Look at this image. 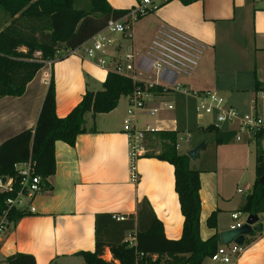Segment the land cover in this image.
<instances>
[{
  "label": "crops",
  "instance_id": "1",
  "mask_svg": "<svg viewBox=\"0 0 264 264\" xmlns=\"http://www.w3.org/2000/svg\"><path fill=\"white\" fill-rule=\"evenodd\" d=\"M107 1L116 9L127 10L138 2ZM163 24L176 27L207 45L194 74L181 79L187 90L214 91L242 113L264 117V0H197L190 4L172 0L164 3L132 21L126 33L106 32L113 41L106 49L110 67L131 50L145 52ZM91 44L89 39L74 54L69 50L60 51L62 54L51 64L46 63L28 84L23 96L2 98L0 145L23 130L35 129L52 76L59 117H66L87 91L104 88L110 69L85 56L84 48ZM221 44L225 48L252 44L256 63L246 57L233 61L225 49L220 62L218 49ZM183 94L154 92L148 99V107L172 102L176 109H160L153 115L147 110L138 112L136 125L146 130L145 155H152L138 160V182L131 180L129 138L124 132L129 96H122L116 109L109 113H88L86 126L95 130L79 135L74 146L57 141L56 173L46 179L44 192L36 198V212L12 221L9 230L0 238V264H9L8 258L17 253L34 255L37 264H84L82 253L96 248L97 214L137 216L145 198L163 222L166 236L180 239L184 216L175 187V167L155 157L170 143L166 132L177 133L180 154H188L204 142L197 159H191V167L201 172V236L207 240L217 234L220 245L223 244L221 233L231 228L233 213L242 210L253 189L257 178V151L260 146L264 152V138L241 131L238 123L229 122L211 123L215 128L210 131L201 127L200 133L193 137L186 118L191 114L189 107L193 103L196 112L197 100L191 94ZM182 131H189L186 138L190 144L185 152L180 141ZM207 133L218 136V151L213 156H207L209 141L204 136ZM220 147L226 149L221 155ZM253 151L255 160L252 162ZM206 158L210 164L204 166ZM249 167L252 173L248 175L245 170ZM234 172L239 176L236 185L228 178ZM245 177H248L246 187L250 190L247 195L239 187ZM214 211L218 212L217 228L207 224ZM259 217V225L264 226V212ZM253 233L246 236L245 251L237 264H264V230L260 234ZM127 235L135 243V235ZM104 258L113 259L109 248Z\"/></svg>",
  "mask_w": 264,
  "mask_h": 264
},
{
  "label": "trees",
  "instance_id": "2",
  "mask_svg": "<svg viewBox=\"0 0 264 264\" xmlns=\"http://www.w3.org/2000/svg\"><path fill=\"white\" fill-rule=\"evenodd\" d=\"M81 1V8L77 7ZM197 0H182L190 4ZM0 12L11 20L0 30V99L21 97L28 84L34 80L46 61L56 60L60 51L77 49L102 31L109 20L121 19L129 10L116 9L107 0H0ZM63 56H61L62 58ZM259 85V81H256ZM127 76L109 71L104 88L87 91L82 100L66 117L57 115L56 84L52 76L35 129H26L0 145V176L18 177L16 164L32 159L36 174L44 179L56 173V142L71 146L78 136L89 130L86 116L109 113L116 109L122 96H130L136 86ZM164 93L161 88L153 90ZM214 125L204 130L214 129ZM170 143L159 155L175 167V187L184 216L183 234L180 239L166 236L163 222L157 217L148 199L140 203L137 216L118 220L109 213L96 216V248L82 253L84 264H203L220 246L216 234L207 240L201 236V172L191 167V158L177 150V133L166 132ZM260 137V136H258ZM152 156V155H145ZM253 189L247 195L242 210L247 214L264 212V152L259 146L256 159ZM0 192V217L7 209L8 198L19 191ZM27 212L13 208L10 220L19 221ZM211 228L218 226V212L208 218ZM264 226L253 235L260 234ZM135 235V243L128 239ZM109 248L113 259L104 258ZM9 264H37L34 255L17 253L8 258Z\"/></svg>",
  "mask_w": 264,
  "mask_h": 264
},
{
  "label": "built area",
  "instance_id": "3",
  "mask_svg": "<svg viewBox=\"0 0 264 264\" xmlns=\"http://www.w3.org/2000/svg\"><path fill=\"white\" fill-rule=\"evenodd\" d=\"M170 1L172 0H138L137 4L124 17L109 20L106 27L91 38L92 44L84 48L87 58L95 60L99 65L109 68L110 71L130 77L135 84H138L129 96L130 106L124 124V132L129 138L130 170L133 182L139 180L137 162L146 154L144 147L146 130L138 128L136 125L138 112L147 110L149 114L153 115L160 109H175L174 104L166 102H162L156 107H148V99L154 94L153 90L158 88H161L164 93L191 94L197 100V114L201 116L216 115L220 123H238L241 131H250L264 138V117L256 113H242L237 108L229 106L226 99L214 91L190 92L186 88L183 89L184 85L181 79L194 74L206 52L207 45L176 27L169 24L161 25L145 52L131 50L117 61L114 67H110L106 49L113 41L106 32L124 34L131 29L132 21ZM77 51V49H73L70 50V53L74 54ZM57 57L58 55L56 59ZM53 61L55 60H48L46 63L51 64ZM34 165L35 162L29 159L27 162L16 164L18 177L0 176L1 192H13L16 183L20 188L15 197L8 198V207L0 217V238L9 230L12 223L10 220L11 209L17 208L27 213L36 212L34 202L38 195L44 192L46 179L36 174ZM243 216V211L234 212L232 215L234 223L230 229L242 227L249 217L242 219ZM114 218L125 220L126 217L114 215ZM244 251L245 244L240 245L234 241L229 244H221L212 255L211 260L219 264H237Z\"/></svg>",
  "mask_w": 264,
  "mask_h": 264
},
{
  "label": "rangeland",
  "instance_id": "4",
  "mask_svg": "<svg viewBox=\"0 0 264 264\" xmlns=\"http://www.w3.org/2000/svg\"><path fill=\"white\" fill-rule=\"evenodd\" d=\"M86 1V0H85ZM77 7L78 8H81V1L78 2L77 4ZM10 18L5 15L4 13L0 12V30H2L9 22H10ZM232 48H225L223 44H221L219 46V54H220V57H221V61L222 62V57H223V53H224V49L227 51L228 50V53L230 55V57H232L233 61H238L240 60L242 57H246V58H249V60L252 61L256 60L255 58V55H254V48H253V45L252 44H249L247 45V47H236V46H231ZM63 53V51H62ZM62 53H58L59 55H61ZM253 61V62H254ZM256 63V61H255ZM221 66V64H220ZM233 68V67H232ZM182 78V77H181ZM186 88L185 86H183V89ZM176 94H180V95H184L183 93H180V92H176ZM186 96V95H185ZM187 97V96H186ZM226 97V96H225ZM168 103H172V102H168ZM174 104V103H172ZM174 107L176 109V104H174ZM189 112L191 114H189L186 118L188 119L187 122L190 123V133L193 134V137L197 134L200 133V131L202 130L201 127H207L208 125H210L211 123H214V122H218L217 120V116L216 115H204V116H201L199 114H197L195 112V105L193 103V105L191 107H189ZM0 114L2 116V99H0ZM182 118L185 119L182 115ZM2 120V119H1ZM224 124V123H223ZM189 131H182L181 132V135H180V141L182 143V151L185 152L186 151V148L187 146L190 144V140H188L186 138V135ZM0 133H2V121L0 122ZM206 137V139L209 141V146L207 148V156L208 155H215V152L218 151L217 150V135L215 133H207L204 135ZM257 146L254 147V149H256ZM226 151V149H223V147H220L219 148V154H223V152ZM255 151V150H254ZM253 151L252 153V156H251V159H252V162L255 160V152ZM193 160H196V159H193ZM199 161V160H198ZM196 161V163L198 162ZM210 164V161L207 160V158L204 160V166H207ZM246 173L249 175L252 173V169L251 167L248 168V170H245ZM228 178L231 179V182H234V185H236V183L238 182L237 179L239 178L237 172H234L231 174V176L229 175ZM248 182V177H245V179L243 178V180L240 182V185L239 187L244 191V195H247L250 190L247 189L246 187V184ZM248 217V214L245 213L244 216H243V219H246ZM204 264H219L218 262H213L211 259L207 258L204 262Z\"/></svg>",
  "mask_w": 264,
  "mask_h": 264
},
{
  "label": "water",
  "instance_id": "5",
  "mask_svg": "<svg viewBox=\"0 0 264 264\" xmlns=\"http://www.w3.org/2000/svg\"><path fill=\"white\" fill-rule=\"evenodd\" d=\"M204 147V142L197 145L195 148L188 152V156L191 159H197L200 151ZM260 182L264 184V175L261 177ZM260 217L257 214H250L248 220L242 227L237 229H229L221 233V240L223 244H229L231 242H236L240 245L245 243L246 236L251 235L254 231L260 230L259 225Z\"/></svg>",
  "mask_w": 264,
  "mask_h": 264
}]
</instances>
